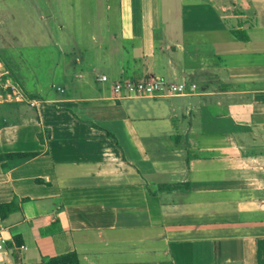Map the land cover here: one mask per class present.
I'll return each mask as SVG.
<instances>
[{
  "label": "crops",
  "instance_id": "obj_1",
  "mask_svg": "<svg viewBox=\"0 0 264 264\" xmlns=\"http://www.w3.org/2000/svg\"><path fill=\"white\" fill-rule=\"evenodd\" d=\"M48 1L46 80L5 60L37 106L2 105L0 155L38 156L0 162L4 264H264V0ZM156 77L197 89L114 95Z\"/></svg>",
  "mask_w": 264,
  "mask_h": 264
},
{
  "label": "rangeland",
  "instance_id": "obj_2",
  "mask_svg": "<svg viewBox=\"0 0 264 264\" xmlns=\"http://www.w3.org/2000/svg\"><path fill=\"white\" fill-rule=\"evenodd\" d=\"M64 1L66 2V0ZM72 1L75 5H78L76 0ZM245 1L249 2V0ZM48 3V0H0V53L5 58L4 61L8 59L16 65V63L21 64L22 60H24L29 63V69L34 64H37L35 76L44 81L46 80L45 71L42 70L40 64L38 65L39 60L36 61L40 56L35 54L39 52L38 46H31L34 45L32 40L43 32L42 26L38 23L44 24L45 20H42V16L47 20L51 17ZM65 12L70 15L69 11ZM259 30L253 33L254 38H258L260 35L261 32ZM24 34L28 41L21 43L22 47L24 48L28 45L29 48L18 51L14 35L18 37ZM65 34H69V31ZM0 61L3 63L1 57ZM4 63L7 66V62L5 61ZM3 107L6 108V106L0 105V115H5V111H2Z\"/></svg>",
  "mask_w": 264,
  "mask_h": 264
},
{
  "label": "built area",
  "instance_id": "obj_3",
  "mask_svg": "<svg viewBox=\"0 0 264 264\" xmlns=\"http://www.w3.org/2000/svg\"><path fill=\"white\" fill-rule=\"evenodd\" d=\"M101 81H108L107 76H102ZM197 89L195 84L188 82L172 83L163 78H149L144 80L122 79L113 84V92L116 98L133 97H156L163 94L168 95H187ZM27 104L34 108L37 102L30 99L14 80L12 73L0 61V105L5 104ZM25 250V246L18 247ZM10 251L7 246V240L0 233V264L7 262Z\"/></svg>",
  "mask_w": 264,
  "mask_h": 264
},
{
  "label": "trees",
  "instance_id": "obj_4",
  "mask_svg": "<svg viewBox=\"0 0 264 264\" xmlns=\"http://www.w3.org/2000/svg\"><path fill=\"white\" fill-rule=\"evenodd\" d=\"M233 35L238 40L245 42L249 41V36L244 31L234 30ZM39 139L42 142L44 141L42 135H39ZM36 156H38V153H6L0 155V162H20ZM17 211H19V205L16 202L0 204V220H6ZM45 264H81V262L78 255L73 252L67 255L51 258Z\"/></svg>",
  "mask_w": 264,
  "mask_h": 264
}]
</instances>
